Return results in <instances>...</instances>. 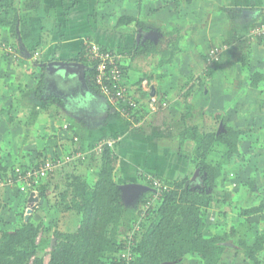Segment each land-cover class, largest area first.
I'll list each match as a JSON object with an SVG mask.
<instances>
[{
	"label": "crops",
	"instance_id": "obj_1",
	"mask_svg": "<svg viewBox=\"0 0 264 264\" xmlns=\"http://www.w3.org/2000/svg\"><path fill=\"white\" fill-rule=\"evenodd\" d=\"M23 1L27 6L19 5L17 38L8 28L0 27V159L4 164L32 166L61 157L79 145L85 157L94 156L91 148L95 141L108 136L117 138L114 152L122 161L121 175L128 183H142L143 174H165L173 152L183 147L194 149L193 139L180 138L186 126L204 129L211 124L220 131L224 122L238 131L239 152L224 166L222 176L224 173L227 181L235 183L229 164L241 159L258 182L264 180V38L248 35L251 27L264 19V0H20L19 4ZM120 16L129 20L116 25ZM85 39L120 51L123 80L140 102L139 127L132 128L98 90L89 87L91 66L81 55ZM5 44L15 53L6 52ZM141 44L150 51L137 52ZM223 44L219 61L208 62V50ZM35 50L39 52L36 58ZM151 92L167 101V108L150 112L147 101ZM55 103L61 111L51 108ZM72 135H77L79 142L73 141ZM176 165L169 169H177ZM82 167L93 171L87 161ZM60 168L43 182L49 204L56 201L57 176L67 171ZM194 168L189 159L180 170L190 174ZM247 182L253 192L261 185L254 188L253 177ZM13 187L0 186L4 193L0 211L4 199L17 195L10 190ZM145 191L148 194L150 189ZM261 198L259 213L264 211V196ZM15 213L5 225L10 224L9 229L2 220L0 229L14 227ZM32 217L39 220L42 215ZM250 217H245L251 226L244 236L264 233V220L256 222ZM222 244L227 247L224 255L236 245L232 241ZM238 255L237 264H251L237 246L234 257ZM259 260L264 264V244ZM162 264L202 261L189 255Z\"/></svg>",
	"mask_w": 264,
	"mask_h": 264
},
{
	"label": "trees",
	"instance_id": "obj_2",
	"mask_svg": "<svg viewBox=\"0 0 264 264\" xmlns=\"http://www.w3.org/2000/svg\"><path fill=\"white\" fill-rule=\"evenodd\" d=\"M19 3L20 0H0V27L8 28L14 38H17ZM128 20L129 17L120 16L116 25ZM149 51L146 44H141L137 50ZM81 55L85 58L83 51ZM93 76L91 67L87 83L98 90ZM222 125L224 129L220 131L198 126H186L180 131L182 140L190 138L195 142L191 162L199 168L200 179L195 186V182L191 184L190 174L168 180L167 189L158 200L151 201L149 178L143 174L140 178L150 192L142 199L126 202L114 176L115 152L107 147L99 155V172L93 183L78 174H66L51 206L46 186L37 189L38 198L45 199L44 204L49 205L47 211L51 217L34 221L29 215L24 220L23 215L17 213L11 230L0 229V264H162L189 255L197 256L202 264H220L227 248L222 243L228 241L237 244L251 264H261L259 252L263 248L264 233L253 238L239 237L234 226L227 234L208 231L211 209H215L219 217H225L230 210L231 200L217 193L222 191L220 178L224 166L239 152L238 131L224 122ZM12 170V166L0 159V177ZM44 179L47 177L39 184H43ZM38 201L37 206H40ZM262 206L263 202L242 208L239 215L250 217L262 211ZM64 212L78 216V225L73 231L58 228L52 231L50 227L56 225L58 216ZM125 218H128L126 226ZM49 231L54 241L46 253L45 263L42 252L35 248L28 250L25 245L39 233L47 236ZM125 251L129 252V259Z\"/></svg>",
	"mask_w": 264,
	"mask_h": 264
},
{
	"label": "rangeland",
	"instance_id": "obj_3",
	"mask_svg": "<svg viewBox=\"0 0 264 264\" xmlns=\"http://www.w3.org/2000/svg\"><path fill=\"white\" fill-rule=\"evenodd\" d=\"M35 4V3H34ZM21 8L26 7L27 4L23 1L21 2V4H19ZM32 8V7H30ZM29 8V9H30ZM29 13V11H28ZM39 21L42 23V25L44 27H46L47 25L43 23V20H41V18H39ZM65 104V103H64ZM53 110H58L61 111V108H59L58 103L52 104L51 107ZM167 108V107H166ZM209 122V121H207ZM212 127L217 128L216 126H212L211 124H206L204 128V130H210L212 129ZM175 145V143L173 144V146ZM188 148H181V150L178 151V153L173 152V155L171 154V159L170 162L167 163L166 167L167 169H165V174L163 175H158V178L161 179L162 182H167L168 180H173V179H178L181 178L183 176H185L184 174L187 173L188 174V170L182 172L180 169L183 170V167L189 164V159L192 160L193 157V149ZM116 151V150H115ZM175 151V150H174ZM114 152V149H113ZM116 155V154H115ZM90 157H85V158H79L78 156H73V159L68 162V163H64L61 166H59L58 168H60V170H62L63 167L67 168V171H63L62 174L64 173H68L69 170H71L72 167H74L75 169L72 170V172L74 174H78L80 175L82 178H85L86 180L89 181V183H93L97 176H98V172H99V167H100V159L99 156L97 155H89ZM117 156V155H116ZM170 156V155H169ZM38 159H40V156L38 155ZM85 161H87V166H89L90 168H92L93 171H84L87 170L85 168H81L82 164L85 163ZM20 162H25L23 159H21ZM78 162H82L81 166H77ZM234 163V164H233ZM230 163L229 164V169H231L230 171L232 172L230 175V178L233 179V176L235 174V177L237 178L235 183H231L229 181H227L226 178H224V173L223 176L220 178V184H221V188L222 191L220 190V193H217V196L220 197V195L223 198H227L230 199L231 202L234 204L232 207H230L229 209L231 211H234L233 213L228 212L227 215L225 217H219L215 211V209H211V211L208 214V224H209V232H213V231H217L221 234H227L230 230L231 227H237L238 226V236L239 237H245L244 235L247 234V232H245V230L249 231L247 227L251 226V223L247 220H245V217H241V219L238 217L239 212L242 208H248L249 206H253V204H261L264 196V180L261 179V185L259 184L260 182H258V180L255 179L254 175H252V170L250 171V169H248L246 167V162L242 161L241 159L236 160L235 162ZM177 164L175 168H172V170L169 169V165H175ZM6 165V164H5ZM19 167L24 166L23 164H18ZM18 165H12V167H16ZM11 166V165H10ZM85 166V165H84ZM121 166H122V161L119 160L117 157L115 159L114 162V176H115V180L117 183H119L120 185L125 184L126 182L128 183V180H125L123 177V174L121 175ZM227 166V165H225ZM57 168V169H58ZM56 169V170H57ZM195 169V168H194ZM224 169V168H223ZM226 170V169H225ZM199 168H196L195 170H191L190 172V177L191 179H193V177L196 179H193L191 181V184L197 185V180L199 181L200 179V174H199ZM179 173V174H178ZM61 174L57 176V182L59 184L57 190L61 189L63 186V182H64V178ZM186 174V175H187ZM146 177H151V176H157V175H153V174H145ZM253 177L255 180V186L256 184L260 187L258 189V191L253 192L251 191V186L248 185L247 180ZM258 177V176H257ZM229 178V176H228ZM60 181V182H59ZM141 181V179L139 180ZM149 182V179L147 180ZM257 181V182H256ZM40 183V182H39ZM137 183H144L142 181L141 182H137ZM44 187V184H38L37 189H41ZM220 189V188H219ZM11 191L17 193V195H11L10 199L11 200H5L4 199V206L2 208V210L0 211V221L3 222V226L6 225L7 220L9 221L10 218V214L13 212L15 213V218L18 215L17 213H21L23 215V219L26 220V218L30 215L32 216H38V214L42 215L43 219H49V217H51L48 214L49 208H48V204L45 205L44 203L46 202L45 199H36L34 202H39L40 206H36L38 205V203L34 204V205H29L28 202V196L25 193H20L17 191L16 188H10ZM149 190V189H147ZM53 192H55L54 190H52ZM46 192L48 193V191L46 190ZM259 196H257L258 194ZM147 194L146 191H142L139 192L138 194L136 193V197L133 195H128L127 201H133L136 199H142L143 197H145V195ZM19 195V196H18ZM22 195V196H21ZM57 196V194H56ZM4 197V193H0V200H3ZM55 197V195H54ZM54 197L53 195L50 196L51 200L54 201ZM56 198V197H55ZM12 203V205H10ZM44 204V205H43ZM2 203L0 202V209L2 207ZM43 205V206H42ZM42 206V207H41ZM51 206V204H50ZM263 207V206H262ZM43 208V209H41ZM39 211V212H38ZM33 218V217H32ZM249 219H251L252 221H256L259 222L261 220H264V211L262 213H257L254 214L253 216H251ZM34 221H37L38 218H33ZM216 224L215 228L213 227V225ZM10 225V224H9ZM9 225L5 226V228L9 229ZM78 225V216H76L73 213L70 212H64L63 215H59L57 220H56V225H52L50 228L53 231L55 228H58L60 230H71L73 231L76 226ZM1 227V224H0ZM123 238V236H122ZM54 241L52 232L49 231V234L47 236H44L42 233L33 239L32 241H30L27 245H25V247L28 250H33L34 248L36 250H39L40 252H42L44 254V262L46 263L48 256H47V252L50 250L51 245ZM236 246V247H235ZM237 244L234 245L233 247H231L228 252L223 256L224 262L223 264H237L238 261V256H235V250H237ZM226 252V250H225ZM246 261L248 263H250L249 260L246 259Z\"/></svg>",
	"mask_w": 264,
	"mask_h": 264
},
{
	"label": "built area",
	"instance_id": "obj_4",
	"mask_svg": "<svg viewBox=\"0 0 264 264\" xmlns=\"http://www.w3.org/2000/svg\"><path fill=\"white\" fill-rule=\"evenodd\" d=\"M250 38L262 37L264 38V20L255 23L248 32ZM223 45L212 46L206 55L208 62H217L220 59ZM6 52L15 53L14 48L9 45H4ZM82 51L85 59L90 63L94 69V83L98 92L108 100L113 109L123 116L132 126L136 128L140 126L142 118H136L137 110H139V100L130 91L123 78V66L120 58V51L116 48L104 47L97 42L85 39L82 46ZM39 52L35 50L33 57L36 58ZM147 106L150 112H156L160 109H165L168 102L160 101L155 95H149ZM64 129L68 126L64 124ZM71 133L69 130L67 131ZM115 137H99L92 146V153L100 155L104 148H114L116 142ZM72 140L79 142L77 135H72ZM80 158L85 157V153L81 146H76L73 151L60 156H54L50 159H44L33 166H16L12 171L8 172L5 177H0V186H14L19 192H23L29 196L38 197L37 186L39 182L51 174L64 163H68L73 159V156ZM149 178V177H148ZM149 186L151 187V201L158 200L163 190L167 189L165 182H162L157 176L149 178ZM37 202L32 201L29 205H34ZM148 205V203H146ZM137 226H135L136 228ZM126 258H130L129 252L125 251ZM127 264V263H125Z\"/></svg>",
	"mask_w": 264,
	"mask_h": 264
},
{
	"label": "water",
	"instance_id": "obj_5",
	"mask_svg": "<svg viewBox=\"0 0 264 264\" xmlns=\"http://www.w3.org/2000/svg\"><path fill=\"white\" fill-rule=\"evenodd\" d=\"M152 94V92H151ZM220 129V127H219ZM218 129V131H219ZM120 189L122 191V196L123 198L126 199L128 195H133L135 196L136 193L138 194L139 192L145 191L149 189V187L145 184H140L137 182H130V183H125L123 185H120ZM136 197V196H135ZM38 199L36 196H32V193L28 196V202H32Z\"/></svg>",
	"mask_w": 264,
	"mask_h": 264
}]
</instances>
